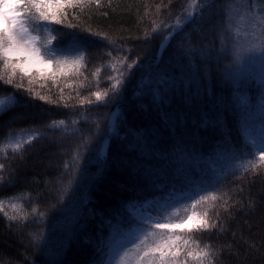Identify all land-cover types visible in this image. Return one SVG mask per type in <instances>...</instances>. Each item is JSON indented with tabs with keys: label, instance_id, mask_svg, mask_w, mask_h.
<instances>
[{
	"label": "trees",
	"instance_id": "trees-1",
	"mask_svg": "<svg viewBox=\"0 0 264 264\" xmlns=\"http://www.w3.org/2000/svg\"><path fill=\"white\" fill-rule=\"evenodd\" d=\"M255 1L260 17L253 0H85L39 26L63 72L33 63L9 84L0 61V264H147L136 245L161 230L131 209L202 190L220 197L195 208L216 226L175 234L212 264H264V161L244 131L264 99L245 48L264 34ZM22 132L41 135L5 147Z\"/></svg>",
	"mask_w": 264,
	"mask_h": 264
},
{
	"label": "snow or ice",
	"instance_id": "snow-or-ice-1",
	"mask_svg": "<svg viewBox=\"0 0 264 264\" xmlns=\"http://www.w3.org/2000/svg\"><path fill=\"white\" fill-rule=\"evenodd\" d=\"M84 3L85 0H0V61L3 62L5 68L11 67L12 69V74L6 80L7 83L11 84L13 82L12 76L15 75L17 69H19L23 76H30L31 69L28 65L33 63L44 65L49 69L55 63L58 71L63 72L64 67L68 65L67 59L56 58L54 54H50L48 49V46L51 45L52 40L56 39V37L49 35L46 39L42 40L39 35V26L41 22L62 23L63 20L59 19L58 16L61 13L66 15L64 13L66 7L84 6ZM96 3L98 4L99 0H96ZM21 6L23 7L21 12H15L11 16L4 14V9L6 8L18 9ZM193 6H195V0L189 5V7ZM53 8H56L57 11H52ZM191 15L192 13L189 12L188 16L191 17ZM179 23L177 21L178 27ZM34 32L37 34L34 35ZM83 59L82 55L77 57L72 62V66L75 67L81 64ZM99 71L97 69V72ZM40 76H44L42 71L40 72ZM55 76L56 73L53 72L51 78L55 79ZM0 79H3L2 75H0ZM119 84L120 81L116 80L112 88L115 89ZM94 95L96 100L100 101L104 99L107 93L102 95L100 92H96ZM88 102L91 103V101ZM0 105H6V101L0 99ZM63 123V121L53 122L49 127L55 128ZM40 135L41 133L39 132H22L20 133L21 139L5 147L11 148L14 152L19 151L23 143H29ZM24 136H28V139L25 140ZM0 151H4V148H0ZM259 159L260 161H264V149L261 150ZM251 167L255 168L256 165L252 164ZM0 168H3V165H0ZM219 198L216 194L210 193L195 200L190 207L195 209L201 203L215 202ZM213 206L214 203H209V207ZM13 207L15 208L16 206L13 205ZM0 211H2V205H0ZM10 219L15 220L17 217L12 216ZM194 220L197 223L193 224ZM215 226L214 223H209L207 209L203 214L193 211L178 222H172L168 217H164L162 218V222H156L151 225V229L161 231H146L140 243L136 245L137 250L141 252L139 261L148 258L147 264H188V258H191L198 261V264H205V261H207V264H212L208 245L200 249L198 241L194 240L191 235L185 237L175 233L177 229L181 232L186 230L187 233H192L194 231L210 230ZM150 238L153 241L151 243H149ZM190 244L194 247H188ZM182 253L183 259L180 258ZM124 255L127 256L128 253ZM121 260H123V257Z\"/></svg>",
	"mask_w": 264,
	"mask_h": 264
},
{
	"label": "rangeland",
	"instance_id": "rangeland-1",
	"mask_svg": "<svg viewBox=\"0 0 264 264\" xmlns=\"http://www.w3.org/2000/svg\"><path fill=\"white\" fill-rule=\"evenodd\" d=\"M255 6L254 14L257 17H260L257 10L259 9V3L253 0ZM264 34L261 35V39L255 40L253 38L251 41H247L245 48L251 54V65L248 66V69H252L254 66L258 68L260 76L264 77ZM244 67L243 61L240 63ZM2 105H0L1 107ZM256 113L251 116L253 122L246 123L244 127L245 137L252 144V149L254 154L259 158L260 152L264 149V99L259 102L258 106L255 108ZM210 194L207 190H202L198 195H193L189 198L182 199L179 194H170L166 199H159L158 201L146 202L143 205H138L133 207V215L141 222L145 224L152 225L156 222H162V218L168 217L172 222H178L179 220L185 218L191 212L196 211L192 209L190 205L194 203L195 200H198L201 196H206ZM154 206L156 212H152L149 209ZM166 208V209H165ZM165 209V210H163ZM187 209V210H186ZM197 223L196 220L193 221V224Z\"/></svg>",
	"mask_w": 264,
	"mask_h": 264
}]
</instances>
